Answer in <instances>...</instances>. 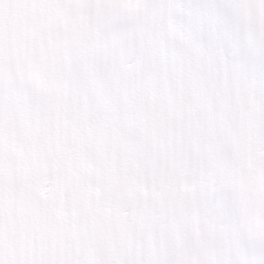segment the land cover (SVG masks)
Segmentation results:
<instances>
[{
	"label": "snow or ice",
	"instance_id": "snow-or-ice-1",
	"mask_svg": "<svg viewBox=\"0 0 264 264\" xmlns=\"http://www.w3.org/2000/svg\"><path fill=\"white\" fill-rule=\"evenodd\" d=\"M0 264H264V0H0Z\"/></svg>",
	"mask_w": 264,
	"mask_h": 264
}]
</instances>
